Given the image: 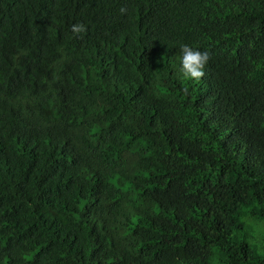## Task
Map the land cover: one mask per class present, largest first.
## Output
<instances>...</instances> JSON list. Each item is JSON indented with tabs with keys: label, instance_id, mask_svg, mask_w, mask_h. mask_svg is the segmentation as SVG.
Wrapping results in <instances>:
<instances>
[{
	"label": "trees",
	"instance_id": "1",
	"mask_svg": "<svg viewBox=\"0 0 264 264\" xmlns=\"http://www.w3.org/2000/svg\"><path fill=\"white\" fill-rule=\"evenodd\" d=\"M106 2L203 78L63 52ZM0 264H264V0H0Z\"/></svg>",
	"mask_w": 264,
	"mask_h": 264
},
{
	"label": "clouds",
	"instance_id": "2",
	"mask_svg": "<svg viewBox=\"0 0 264 264\" xmlns=\"http://www.w3.org/2000/svg\"><path fill=\"white\" fill-rule=\"evenodd\" d=\"M127 5L113 2L82 3L69 15L68 40L63 49H74L84 64H108L116 57H125L146 64H181L180 74L186 81H199L205 75L207 64H211L208 50L198 47L189 37L168 41L162 35L149 31L132 32L138 39L132 54L123 53L119 39V22L124 23ZM82 49H90V56Z\"/></svg>",
	"mask_w": 264,
	"mask_h": 264
}]
</instances>
